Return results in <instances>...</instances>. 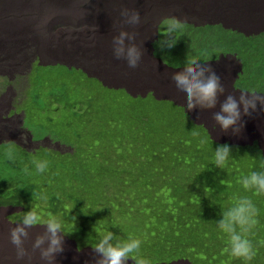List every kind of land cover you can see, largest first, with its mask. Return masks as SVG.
I'll list each match as a JSON object with an SVG mask.
<instances>
[{
  "label": "clouds",
  "instance_id": "obj_1",
  "mask_svg": "<svg viewBox=\"0 0 264 264\" xmlns=\"http://www.w3.org/2000/svg\"><path fill=\"white\" fill-rule=\"evenodd\" d=\"M41 1L0 0V19H12L16 23L0 30L27 39L10 28L25 31L28 15L42 9ZM66 2L58 1V13L66 11ZM91 2L82 0L73 6L79 12L86 11L80 19L74 17L75 30H80V22L92 17L96 6ZM121 2L100 0V6L105 5L109 14L114 8L111 3L119 7ZM145 2L149 0H144V6ZM3 3L9 5L2 8ZM121 15L129 26L140 22L136 10H122ZM160 24L150 49L154 43L166 45L169 51L154 47L158 49L154 50L155 56L171 67H166L168 71L181 68L185 72L170 76L174 79L168 90L163 75L156 85L150 86V93L140 96L137 92L135 97L143 103L147 96L165 95L179 102L183 111L181 119L170 117L169 121L155 125L148 122L139 129L135 125L130 129L107 126L108 115L114 121L136 108L120 106L122 98L133 103L134 91L128 92L126 85H103L83 69L96 65L97 59L101 61L112 55L120 69L127 64L131 72L140 71L142 81L143 53L134 42L136 32L121 31L107 52L104 46L100 48L105 44L104 39L75 38L61 52L77 66H65L58 60L45 64L44 56H35L38 63L16 74L29 87L14 112L22 113L23 127L33 140L25 144L10 137L0 140V261L3 264H195L196 258H202L201 248L222 252L241 264H252L253 260L257 261L253 264H264V234L259 229L264 225V89L251 86L255 82L264 86V33L244 35L219 23L186 26L175 17H168ZM18 43L3 38L0 31V62L10 63L11 54L5 50L12 45H25ZM45 43H41L40 51L55 56L56 53L51 55L47 51L51 48ZM183 43L190 44L182 52L185 56L176 64L167 63L165 57L175 53ZM208 45L211 53L201 55L202 47L205 50ZM88 47H93L95 53L89 54ZM232 54L236 55L237 64L232 61ZM187 56L190 63H185ZM214 63H219L218 67H212ZM222 66L227 68L228 75H220ZM80 68L82 71L78 72ZM243 68L254 81L248 79ZM113 72L107 68L106 74ZM77 73L82 75L78 83L74 80ZM47 82L55 90L47 99L37 96L36 91L30 94L32 89L48 86ZM42 106L51 111L47 119L49 127L30 130L25 126L27 114L41 110ZM211 109H214L213 119L204 118L202 113ZM59 114L58 121L67 128L61 140L50 126ZM231 148L236 150L234 159L240 162H228L232 158ZM43 153L51 156V160L45 159ZM27 163L34 168V175L61 181L57 194L50 197V210L55 215L42 218L32 207V197L38 198L39 193L32 181H19L14 194L4 196L9 188L6 176H12ZM116 175L122 178L124 187H131V197L110 194L104 189L95 202L89 190L95 178L105 181ZM39 199L46 204L48 197L42 193ZM18 212L24 213L14 220L9 218ZM59 217L65 219L67 227L70 221L71 231ZM138 222L143 228L140 232ZM208 223L213 234L206 228ZM95 230L100 237L93 236ZM64 241L67 245L63 248ZM146 246L151 249V257L141 263L139 257Z\"/></svg>",
  "mask_w": 264,
  "mask_h": 264
},
{
  "label": "rangeland",
  "instance_id": "obj_2",
  "mask_svg": "<svg viewBox=\"0 0 264 264\" xmlns=\"http://www.w3.org/2000/svg\"><path fill=\"white\" fill-rule=\"evenodd\" d=\"M58 1L59 0H55L53 4L52 0H42L40 2L41 5L43 6L42 9L40 11H35L31 15H28L29 25H27V27H23L25 29L24 32L16 27L10 28V30L17 32L18 34L21 32L22 34L21 33L20 34L24 35L27 39L30 40V42L25 44L23 47L12 45L11 48H6L5 51H8L9 54H11L10 63L3 64L2 62H0V65H2L0 66V140L1 141L8 139L9 137L15 140L19 139L20 142L18 141V143L20 144H25L27 141H29V139L33 140L31 138L30 133L27 130H25V128L23 127L22 113L20 114V112H14V108L21 103L23 99V94L28 88V83L24 80V78L16 74H22L24 73V71H27L33 65V63H38L37 61L38 58H40L39 56H44L43 62L45 64L48 63L54 64L58 60L61 64L65 66H74V67L77 66V63L74 60L69 59L68 57H64L63 56L64 51L61 52V50L64 47H68L72 45L75 42V38H78L79 35H81L82 33L83 34L80 37H82L83 35L86 37H95L99 41H102L104 39L103 43L105 44L104 45L101 44L100 48L102 49V47L104 46L103 50L107 52L108 50H110L112 46L113 38L118 36V34L121 31H128L129 33H134V30L135 32L139 30L142 32L141 34V32L137 31L135 34L136 44L138 47H140V50L143 53L141 58L143 64L141 68L144 70L145 73L142 76V81L140 77L141 75H138L140 73L139 71L135 69L131 73L130 71L132 69L128 68L127 64L124 66V68L120 69L119 66L116 65L117 62H115V60L112 59L113 58L111 57L112 55L101 61L97 59L96 65L93 66L90 64L88 68L85 67V69H83L87 72L88 75L97 77L102 82L103 85L105 84L108 87H115L116 85L125 87L126 85V90L128 92L134 91L132 93L133 103L127 98H122V100L120 101V106L124 108L130 109L132 106H135L136 108L132 109V112H126L127 113L126 115L122 114L123 116L115 118L114 121H111L110 115H108L109 124L107 126L109 128H125V129H130L133 127V125H135L136 128L139 129L142 127L144 123L147 124L148 122L152 125H155L159 121L160 122L163 120L169 121L170 117L179 118V119L183 118V111L181 106L179 105V102H174L171 99L167 98L165 95L162 96L160 95V98H156V97L152 98L148 96L146 97L147 100L143 102L144 104L141 103L140 100L136 99L135 97V93L137 92L138 95L140 96H144V95L146 96L148 93H150L151 92L150 86L153 85L154 83L156 85V83H158V80L161 76L164 75L165 84L168 81V83L166 84V88H168V85L171 84V80L174 79L172 77L170 78V76L174 75L177 77L183 72H185V70H181V68H179L180 70H178V68H175L176 71L175 70L168 71L167 68H171V67L163 65L165 64L164 61L160 57L155 56L153 50L156 49H154V47L155 48L159 47V50L161 49V51H167V50L169 51V48L166 45H162L160 47L159 46L160 44L154 43V46L152 45V49H150L152 40H156V32H157L156 27H161L160 23L163 20H165V18L175 17L176 19H178L179 22L181 23L183 22L182 24H186V26L190 24L191 26L194 27H199V26L203 27V24L204 26H207V24H217V22L218 23L220 22L219 24H221L224 28L227 29L231 28L235 31L237 30V32H240L241 34L249 35V36L251 35L257 36L258 34L264 33V0H193V1L192 0H188V1L187 0H149L148 3L145 2V6H144V0H137V1L122 0V2L119 3V7L111 3V5L114 8L109 12V14H107L108 8L105 5L100 6L99 3L100 0H96V1L92 0L91 4L96 6V9L92 11L93 13L92 17L89 18V20L79 23L80 30L78 28L77 30L73 28L75 27L74 17L76 19H80L82 15L86 13V11L82 10L78 12L79 10H74L73 6L75 4L80 3V1L82 0L79 1L68 0L69 5L66 4L67 2L64 4V9H66V11H63L61 8L63 12L59 11V13H58ZM127 1L130 3V7ZM71 2L72 4H70ZM163 2L165 4H163ZM125 4H127V7L123 8L122 5ZM7 5L9 4L3 3L1 7L4 8ZM7 9L8 8H6V12ZM134 9L137 12H140L139 13L140 22L138 24V26L139 25L141 26L140 29L139 27H137V25H135L137 27L135 28V26H129L128 24H126L124 22V18L121 15L122 10H128L130 12L131 10L133 11ZM55 13L60 15V17L58 15H55ZM152 17L153 20L151 19ZM0 24H1L0 27H5L8 26L9 24H16V23L12 22V19H6V20L0 19ZM144 25L146 26V28L144 27ZM126 26L128 27V30ZM72 33L75 34L74 35L75 37L73 36ZM159 33H161V29H159ZM148 35H150V37ZM17 36L10 38V36L7 35V39H11V40L15 39L13 41L19 42L18 44L21 45L22 39H24L25 41V38L20 39ZM140 37L141 38L143 37L142 39L144 41H142ZM147 37L149 38V40ZM45 41H47V43H45L46 44L45 46H50L51 48L47 51L51 55L56 53L55 56L50 57L48 55L43 54L40 51L41 50L40 45ZM189 47H190L189 43L187 45L184 44L183 46L181 44L179 46V49L175 51V54L173 53L171 54V56H169L167 52L168 55L165 57V61L169 64L172 63L174 64V62L175 64L178 63L177 61H181V56H185L182 52ZM209 48H210L209 45L206 47L205 50L202 47L200 54L203 56H207L206 53L209 54L211 53V51L208 50ZM89 49H91L92 52L95 53L93 47H89ZM156 51H158V49ZM179 52L182 53V55ZM160 55L161 53L159 52V56ZM35 56H37L38 58H35ZM188 56H187V60H185V63H190V60H188ZM231 59L232 61H234L235 64L238 63L235 54H232ZM218 65L219 63L211 64L212 67H217ZM107 68L109 69V71L111 72L114 71V72L111 75H107L106 74ZM186 68L187 67L184 66L183 69ZM236 68H238L237 65ZM187 70L189 69L187 68ZM219 70H221L220 75H225L226 73L228 75V70L227 71L226 69L225 70L219 69ZM77 71L80 72L82 71V69L80 68ZM243 72L247 75L249 80L254 81L245 68H243ZM80 74L81 73H77L75 75L76 77H74V80L77 83L81 80L82 75ZM132 74L133 75L137 74V76L132 77ZM229 75L232 76L233 73L232 74L229 73ZM136 78L138 80H136ZM229 81H233V79L230 78ZM47 83L48 86L44 87L43 89H37V90L32 89L30 91V94L32 95V93L36 91L37 96H41L44 99H47L49 97L50 92L55 91L50 87L51 82H47ZM72 84L75 83L72 82ZM251 86L256 90L264 89L263 85L256 82L251 83ZM156 90L159 91V89ZM157 97H159V95ZM148 98H150V100ZM141 99L143 100V98ZM152 100H154V102ZM38 103H40V98L38 100ZM50 112L51 111L48 110L47 107L45 106H42L41 110L32 111L31 113L27 114L26 117L27 120L25 122V126L30 130L37 129L40 131V130L48 129L49 122L47 119ZM104 113H106V111ZM213 113H214V109H211L208 112L202 113V116L204 118L207 117L206 119L209 118L212 119ZM259 115L260 112L258 114V117ZM60 117L61 115L59 114L58 119H54L53 121L50 122V126L54 128L56 137L59 140L63 139L67 133V128L64 125H61V123L58 121ZM185 123H187V121H185ZM22 137L25 139H22ZM231 156L232 158L228 162H240L239 160L234 159L236 157L235 148H231ZM115 164L116 165L118 164L117 160L115 161ZM241 166L245 169V171L247 170L243 164ZM33 173H34V168H30L29 163H27V165L23 166L21 169L16 170V172H14L12 176L10 177L6 176L5 181L9 184V188L4 191V196L6 197L11 194H14V187L17 185L19 181H23V180L29 182L32 181L34 183L35 191L39 192L38 198L32 197V207L37 209L38 214H40L42 218H47V216L49 215H55L56 213H52L50 210L51 208L50 197L57 194V187L61 184V181L53 178H49L46 175L36 176ZM248 173H244V174H248ZM104 189H106L110 194H118L120 196L127 195L131 197V193H132L131 187H124L122 183V178L119 177L118 175L108 178L105 181L103 180V178L100 177L95 178V182L89 187V190H92L95 202L98 200L99 194ZM42 193L46 194L48 197L46 204L42 203L39 199ZM60 202L61 199L59 197L57 201L59 207H60ZM23 213L24 212L14 213L9 218L14 220ZM59 218L61 219L62 223L65 224L66 229L68 231H71L70 221L67 227V223L65 219L63 217H59ZM206 228L210 234H213L212 226L209 223L207 224ZM142 229L143 228L138 222L137 224L138 232L142 231ZM259 229L264 234V225H261ZM95 232L96 233H94L93 236L100 237V235L98 234L99 231L95 230ZM68 234L70 235V233ZM7 236L8 235H5L6 238ZM70 237H75V236L70 235ZM66 245L67 243L65 244V246ZM65 246H63V248ZM10 248L14 249L11 243H10ZM200 252L202 254V258L200 257L196 258L194 262L195 264H241V261L235 260L229 257V255L224 254L222 252L218 254L216 252L209 251L205 248H201ZM182 256L185 258H190L188 255H182ZM150 257H151V249L148 246H146L145 251L144 252L141 251L139 262L145 263L146 258L149 259ZM255 262L257 261L253 260L252 264ZM0 264H3V260L0 261Z\"/></svg>",
  "mask_w": 264,
  "mask_h": 264
},
{
  "label": "bare ground",
  "instance_id": "obj_3",
  "mask_svg": "<svg viewBox=\"0 0 264 264\" xmlns=\"http://www.w3.org/2000/svg\"><path fill=\"white\" fill-rule=\"evenodd\" d=\"M79 1V0H78ZM96 1V0H95ZM126 1V0H125ZM135 1V0H134ZM137 1V0H136ZM188 1V0H187ZM193 1V0H192ZM33 2V1H32ZM57 2V1H56ZM69 2V1H68ZM66 3V4H68L69 5V3ZM81 2V1H80ZM128 2V1H127ZM160 2H162V1H160ZM184 2V1H183ZM203 2V1H202ZM75 3H77V2H75ZM92 3V2H91ZM93 3H94V1H93ZM100 3V2H99ZM138 3V2H137ZM204 3V2H203ZM70 4H72V2L70 3ZM98 4V3H97ZM163 4H165L164 2H163ZM206 4V3H205ZM33 5L35 6V4L33 3ZM182 5V4H181ZM201 5V4H200ZM67 6V5H66ZM134 6H135V4H134ZM194 6V5H193ZM261 6V5H260ZM182 7V6H181ZM143 8V7H142ZM49 9V8H48ZM138 9V8H137ZM187 9V8H186ZM195 9V8H194ZM199 9H200V7H199ZM66 10V9H65ZM67 10H68V8H67ZM73 10V9H72ZM130 10V9H129ZM135 10V9H134ZM145 10V9H144ZM147 10V9H146ZM151 10V9H150ZM182 10V9H181ZM47 11V10H46ZM69 11H70V9H69ZM84 11V10H83ZM100 11V10H99ZM132 11V10H131ZM130 11V12H131ZM79 12V11H78ZM181 12V11H180ZM68 13V12H67ZM138 13H140V12H138ZM155 13H157V12H155ZM93 14V13H92ZM101 14V13H100ZM117 14V13H116ZM144 14V13H143ZM146 14V13H145ZM169 15V14H168ZM170 15H171V13H170ZM208 15V14H207ZM71 16V15H70ZM99 16V15H98ZM97 16V17H98ZM101 17V16H100ZM112 17V16H111ZM116 17V16H115ZM161 17V16H160ZM210 17V16H209ZM243 17V16H242ZM155 18V17H154ZM145 19V18H144ZM152 20H153V17L151 18ZM166 19V18H165ZM242 19V18H241ZM6 20V19H5ZM178 20V19H177ZM146 21V20H145ZM8 22V21H7ZM147 22V21H146ZM159 22V21H158ZM201 22V21H200ZM5 23V22H4ZM183 23V22H182ZM218 23V22H217ZM220 23V22H219ZM84 24V23H83ZM113 24H114V22H113ZM141 24V23H140ZM148 24V23H147ZM151 24V23H150ZM206 24V23H205ZM240 24V23H239ZM1 25V24H0ZM6 25V24H5ZM4 25V26H5ZM110 25H112V24H110ZM109 25V26H110ZM125 25V24H124ZM184 25H186V24H184ZM236 25V24H235ZM70 26V25H69ZM150 26V25H149ZM159 26V25H158ZM196 26V25H195ZM203 26H204V24H203ZM82 27V26H81ZM114 27V26H113ZM127 27V26H126ZM125 27V28H126ZM137 27H139V29L141 28V26L139 25H137ZM136 26H135V28H137ZM144 27L146 28V26L144 25ZM153 27H155V26H153ZM69 28V27H68ZM71 28V27H70ZM74 28V27H73ZM83 28V27H82ZM157 28V27H156ZM72 29V28H71ZM247 29V28H246ZM245 29V30H246ZM18 30V29H17ZM85 30V29H84ZM118 30V29H117ZM126 30V29H125ZM127 30H128V27H127ZM133 30V29H132ZM143 30V29H142ZM146 30V29H145ZM157 30V29H156ZM1 31V34H2V36H3V38H6L7 39V35L8 36H10V38L11 37H16L17 35L16 34H14V35H12L11 33H8V32H5V31H2V30H0ZM40 31H41V29H40ZM67 31V30H66ZM86 31V30H85ZM84 31V32H85ZM104 31V30H103ZM130 31V30H129ZM137 31H139V30H137ZM136 31V32H137ZM144 31V30H143ZM237 31V30H236ZM20 32V31H19ZM24 32V31H23ZM71 32V31H70ZM78 32V31H77ZM128 32V31H127ZM133 32V31H132ZM134 32H135V30H134ZM139 32H141V31H139ZM21 33V32H20ZM19 33V34H20ZM148 33V32H147ZM22 34V33H21ZM70 34V33H69ZM73 34V36L75 35L74 33H72ZM77 34V33H76ZM83 34V33H82ZM81 34V35H82ZM91 34V33H90ZM112 34V33H111ZM140 34V33H139ZM141 34H142V32H141ZM149 34V33H148ZM37 35V34H36ZM39 35V34H38ZM81 35H79V37L81 36ZM86 35V34H85ZM110 35V34H109ZM84 36V35H83ZM141 36V35H140ZM149 37H150V35H148ZM18 38H21L20 36H17ZM63 37V36H62ZM67 37V36H66ZM65 37V38H66ZM75 37V36H74ZM107 37V36H106ZM112 37H113V35H112ZM136 37V36H135ZM146 37V36H145ZM141 38V37H140ZM143 38V37H142ZM141 38V39H142ZM148 38V37H147ZM73 39V38H72ZM112 39V38H111ZM110 39V40H111ZM155 39V38H154ZM13 40H15V39H13ZM138 40H139V38H138ZM147 40V39H146ZM148 40H149V38H148ZM17 41H19V40H17ZM144 41V40H143ZM180 41V40H179ZM30 42V40L29 39H25V41H24V39H22V44H27V43H29ZM135 42V44H136V41H134ZM142 42V41H141ZM178 42V41H177ZM139 43V42H138ZM149 43V42H148ZM179 44V43H178ZM137 45V44H136ZM184 44H182V46H183ZM160 47H161V45H159ZM165 47V46H164ZM185 47V46H184ZM187 47V46H186ZM86 51H88V53H93L92 52V50L91 49H89V47L87 48V50ZM154 51V50H153ZM153 51H152V53H153ZM149 54V53H148ZM151 54V53H150ZM175 54V53H174ZM169 56H171L170 54H169ZM234 56V55H233ZM174 57V56H173ZM154 58V57H153ZM234 59V58H233ZM170 62H171V60H170ZM163 63V62H162ZM49 64V63H48ZM173 64V63H172ZM215 64V63H214ZM163 65H165V64H163ZM218 67V66H217ZM183 68H184V66H183ZM226 69V71H227V68H225L224 66H222V70H225ZM100 70V69H99ZM174 71V70H173ZM176 71V70H175ZM221 71V70H220ZM131 72V71H130ZM140 72V71H139ZM92 73V72H91ZM132 73V72H131ZM89 74H90V72H89ZM225 74V73H224ZM81 75V74H80ZM91 75H93V74H91ZM97 75H98V73H97ZM225 75H227V73L225 74ZM78 76V75H77ZM224 76V75H223ZM222 76V78H221V82L223 83L224 82V77ZM76 77V76H75ZM80 77V76H79ZM78 77V78H79ZM93 77V76H92ZM23 78V77H22ZM140 78V77H139ZM140 80V79H139ZM2 82V81H1ZM147 84V83H146ZM29 87V86H28ZM168 89V88H167ZM162 96V95H161ZM148 97V96H147ZM150 97V96H149ZM165 97V96H164ZM149 100H150V98H148ZM164 99V98H163ZM166 100V99H165ZM164 100V101H165ZM169 100V99H168ZM153 102H154V100H152ZM171 102V101H170ZM144 104V103H143ZM147 104V103H146ZM178 105V104H177ZM160 106V105H159ZM141 108H143V107H141ZM139 109V108H138ZM138 109H136V110H138ZM106 111V110H105ZM181 112V111H180ZM212 112V111H211ZM214 114V113H213ZM212 116V115H211ZM207 118V117H206ZM210 119V118H209ZM213 119V118H212ZM67 242H65L64 243V246H65V244H66Z\"/></svg>",
  "mask_w": 264,
  "mask_h": 264
},
{
  "label": "trees",
  "instance_id": "obj_4",
  "mask_svg": "<svg viewBox=\"0 0 264 264\" xmlns=\"http://www.w3.org/2000/svg\"><path fill=\"white\" fill-rule=\"evenodd\" d=\"M180 41H181V40H180ZM180 41H178L177 43H180ZM250 43H251V44H255L256 42L251 41ZM178 45H179V44H178ZM122 130H125V129H122ZM124 133L128 134V131L125 130ZM153 147H154V146H153ZM43 155H44L43 157H44L45 159H47L48 161L51 160V156H49L47 153H43ZM78 168H79V167H78ZM75 169H76V168H74V171H75ZM142 186L147 187V184H146V183H143ZM257 255H258V254H256V257H257ZM256 257H255V258H256Z\"/></svg>",
  "mask_w": 264,
  "mask_h": 264
}]
</instances>
